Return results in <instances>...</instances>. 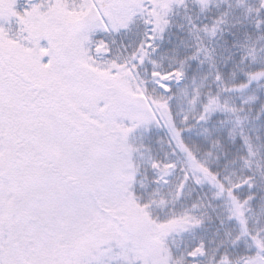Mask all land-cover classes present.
Wrapping results in <instances>:
<instances>
[{"label":"snow or ice","instance_id":"obj_1","mask_svg":"<svg viewBox=\"0 0 264 264\" xmlns=\"http://www.w3.org/2000/svg\"><path fill=\"white\" fill-rule=\"evenodd\" d=\"M256 3L259 32L264 0ZM174 5L188 6L187 0H0V264H264L261 228L223 236L217 229L218 240L176 243L212 220L198 202L176 211L195 172L172 157L178 147L195 160L183 138L214 115L202 99L189 111L173 110V101L187 95L181 89L187 68L207 63L202 83L211 77L219 94L244 91L253 81L225 85L216 49L199 36L201 30L223 35V17L210 28L187 17L196 46L164 66L157 41ZM247 59L242 54L241 62ZM255 119H264V106ZM243 123L237 117L242 141ZM154 126L166 130L173 149L163 159L143 141ZM228 135L235 139L233 129ZM248 172L232 192L246 187L251 204L264 170ZM233 219L242 223L235 215L216 216L221 228ZM241 240L252 243L234 253Z\"/></svg>","mask_w":264,"mask_h":264},{"label":"trees","instance_id":"obj_2","mask_svg":"<svg viewBox=\"0 0 264 264\" xmlns=\"http://www.w3.org/2000/svg\"><path fill=\"white\" fill-rule=\"evenodd\" d=\"M256 10L257 6L250 7L249 2L240 5L225 2L217 7L198 10L194 19L201 28L203 26L210 28L216 18L223 17L226 20V23L221 25L223 35L218 33L214 38H211L201 30L199 36L203 39L204 44L216 49V63L225 85L230 88H238L244 83L246 77L251 78L253 82L251 87L244 91L236 90L219 94L211 77L207 82L202 83V78L209 71L207 63L200 66L196 62H192L191 66L187 68L189 80L185 81L182 86H188L189 91H195L197 88L200 90L194 99L189 96H179L173 101V110L189 111L186 108L187 105L191 104L193 100L202 99L208 105L209 110L214 111V115L208 124L194 127L183 138L184 146L196 156L190 165L195 176L193 182L185 190L183 199L177 204L176 211L179 213L193 202H198L202 209L212 216V220L195 233H184L182 237H175L176 243L181 247L190 244L194 238H203L208 241H211L213 237L219 239L220 237L216 236L217 229H220L221 236L225 230L242 235L245 231L251 234L258 228L264 229V179L259 174L257 175L254 193L256 199L251 204L248 203L250 196L246 187H242L238 192H232L235 185L242 183L240 177L248 176L249 169L252 172L264 170V119H255L257 109L264 106V67H261L257 59L249 54L247 47L248 41H254L258 34L262 37L261 41H264V31L258 32L254 26L257 20ZM173 15L176 14L169 16L171 23L167 34L166 55L169 62L173 58L179 60L190 54L197 43V39L189 35L190 24L185 14ZM198 15L202 16L203 20ZM234 42L236 43L235 47L233 46ZM173 49L176 51L173 52ZM242 54L248 57L244 62H241ZM229 56L231 59H227ZM226 59L227 63H225ZM193 75L196 77L195 84L191 83ZM252 96H258L259 103L249 104L247 107L242 105V98ZM233 109H235L234 113ZM237 117L244 121V141L241 140V127L235 124ZM220 121H225V123L221 124ZM205 127L209 129L210 134L206 135L203 132ZM229 129L234 130V140L228 135ZM162 136V131H153L149 140L152 151L158 159H163L165 154L171 155L173 151L169 147L168 139H165L163 145L162 141L159 143L162 146L161 149L158 147L156 142L159 138L162 139ZM213 141L218 144L217 147L212 146ZM181 156L185 157L184 153L176 148V154L172 158L177 159ZM199 165L206 167L212 175L205 176ZM176 175L178 173L174 174L170 181L174 182ZM151 176L152 172L150 171L149 179ZM197 180L201 183H195ZM217 180L219 183H216ZM217 195H220L221 199H215ZM206 202L211 203V207H208ZM165 214L167 212L161 213V215ZM218 214L238 216L242 223L233 219L230 223H225L223 231L216 220ZM245 243H252V241L241 240L239 247L232 251L243 253ZM211 247L212 245L209 244V250ZM200 264H203V261Z\"/></svg>","mask_w":264,"mask_h":264},{"label":"rangeland","instance_id":"obj_3","mask_svg":"<svg viewBox=\"0 0 264 264\" xmlns=\"http://www.w3.org/2000/svg\"><path fill=\"white\" fill-rule=\"evenodd\" d=\"M230 3V2H232L233 4H236V5H240L241 3H248L249 2V6L250 7H253V6H257V3H256V0H208V3H207V5H201V4H199L198 3V0H187V9H185V7L183 6V5H174L173 7H174V11L173 12H171V13H168V18H169V16L171 15V14H173L174 12H175V10L177 9V8H179V7H183L184 9H185V11L192 17V19L194 20L195 19V17H196V15H197V13H198V10H202V9H205L206 7H217V6H219L221 3ZM199 16V18H201L202 16H200V15H198ZM201 19H203V17L201 18ZM143 27H144V25L142 24V30H143ZM134 31H136V29H134ZM135 37L134 36H132V35H130V37H129V39H134ZM261 39H262V37L261 36H259V34H258V36L256 37V39L254 40V41H251V40H249L248 41V44H247V47H248V51L250 52L249 54H252L256 59H257V61H258V64L261 66V67H264V50H262V49H264V41H261ZM157 43L160 45V43H159V40L157 41ZM163 50V47H159V50H158V52H157V56H158V54H160L161 53V51ZM164 53L165 52H163V55H164ZM196 91H198V88L197 89H195V92ZM198 95V92H196V93H194L193 95H191L190 96V98H196V96ZM193 107V104L191 103V104H189L188 105V109L190 110L191 108ZM154 129H159V128H156L155 126L152 128V130H154ZM163 132V136H162V139L161 138H159V140H160V142L159 143H161V141H162V145H163V143H164V141H165V139H168V137H167V134H166V130L165 131H162ZM149 134L150 133H144L143 134V141H144V143H146V140L148 139V137H149ZM140 137H141V134L140 133H137L136 134V137H134L133 138V143H139V141H140ZM157 143V145H158V147L161 149L162 148V146L158 143V142H156ZM178 148V147H177ZM179 149V148H178ZM180 150V149H179ZM153 155V154H152ZM180 160H182L183 161V163H184V165L185 166H188V167H190V165H191V161L192 160H187L185 157H183V156H181L180 158H179ZM191 168V167H190ZM195 176V175H194ZM208 205H209V203L208 202H206ZM183 210V209H182ZM181 210V211H182ZM222 229V228H221ZM213 239H216L215 237H213L212 238V240ZM211 240V241H212ZM218 240V239H217Z\"/></svg>","mask_w":264,"mask_h":264}]
</instances>
